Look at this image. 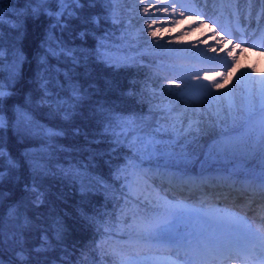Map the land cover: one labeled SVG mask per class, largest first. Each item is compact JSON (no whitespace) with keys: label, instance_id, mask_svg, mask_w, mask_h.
Wrapping results in <instances>:
<instances>
[{"label":"trees","instance_id":"trees-1","mask_svg":"<svg viewBox=\"0 0 264 264\" xmlns=\"http://www.w3.org/2000/svg\"><path fill=\"white\" fill-rule=\"evenodd\" d=\"M36 7L29 0H0V8L15 13L5 12L0 21L4 51L0 79L11 92L3 105L7 126L0 129L6 152L0 159V170L5 172L0 181L3 264H106V251L125 250L124 239L138 237L139 222L155 208L123 194L124 189L118 191V185L134 172L145 187L171 188L176 194L180 189L184 196L193 193L199 199L239 186L240 179L264 183L258 156L245 158L235 167L229 161L202 167L193 160L158 168L157 159L144 158L139 171H122L136 149L116 142L117 136L123 140L127 134L117 118L151 121L153 98L168 94L157 90L154 80L165 81L163 77L170 76L157 62L181 60L180 53L139 51L151 35L149 16L134 0H80V6L69 7L75 14L62 18L63 28H53L55 20L43 12L34 15ZM41 7L55 11L59 5L49 0ZM94 17L99 18L98 24L92 22ZM133 29L140 34L133 36ZM17 60L18 74L10 79V66ZM69 81L86 95L66 117L51 103L57 95L68 98ZM17 108L43 130L41 134L20 126ZM235 126L229 122L218 127L202 144L235 132ZM49 129L60 134L50 135L45 131ZM8 154L17 163L15 169L8 166ZM33 164L40 166L38 174ZM34 180L43 193L41 202H34V193L25 191V185L31 187ZM11 207L16 211L10 216ZM57 220L63 225L62 240L52 228ZM20 252L25 255L23 262Z\"/></svg>","mask_w":264,"mask_h":264},{"label":"rangeland","instance_id":"rangeland-1","mask_svg":"<svg viewBox=\"0 0 264 264\" xmlns=\"http://www.w3.org/2000/svg\"><path fill=\"white\" fill-rule=\"evenodd\" d=\"M134 2L137 5L140 3L141 10L144 11L147 0H134ZM169 2L170 0H153V3H159L161 8L167 6ZM226 2L234 10L232 13H230V7L228 12V8L220 5ZM261 9H264V3L260 0H251V3L246 0H178L177 12L184 10L185 16L189 18L184 19L183 23L175 28L165 25L156 37L147 38L150 47L146 45L139 50L141 52L158 51L160 54L165 53L171 56L180 53L183 60L174 59L172 63L165 60L162 63L157 62V65L163 67L165 75L170 76L163 77L165 81L158 78L154 80L158 82L156 89L167 91L168 94L153 98L155 101L151 105V112L159 116L155 106L161 103L170 104L176 113L183 112L189 104L199 108L201 113H206L201 117L205 132L201 135L200 141L216 131L218 127L229 125V122L236 124L234 127L236 131L230 134H239L256 127L261 119H264V107H262L264 99L260 95L261 85L258 83L264 78V58H262L264 57V16L260 14ZM250 10L252 15L248 14ZM5 12L15 15L12 11L3 9V14ZM237 13L240 14L236 15ZM155 15L163 17L165 14L155 12ZM200 19H203V24L199 22ZM129 24L126 25L129 26ZM156 27L159 29L160 25ZM140 29L141 27L139 31ZM132 31H134L133 36L140 34L137 29ZM229 40L232 41L231 44L228 43ZM237 42L241 43L238 49L235 48ZM212 47L217 48V51H209ZM228 49L232 50L237 64L228 75L225 87L211 89V95L207 89L203 88L189 89L183 97L173 95L182 90L169 85L170 80L187 84L193 75L199 73L203 76L205 72L219 80L214 73L227 70L228 65L223 61L227 59L230 63L232 59L225 56V50ZM212 82L211 79L203 78L192 81V83L209 85V87ZM194 101L199 102L194 103ZM229 101L233 106L235 120L227 115ZM217 112L224 114V118L219 122H216ZM19 124L39 134L43 131L31 121H23ZM45 131L48 132V130ZM153 160L156 161V158ZM130 177L127 180L128 183L123 180L118 185V191L124 189L123 194L130 195L136 201L141 200L146 205L157 207L155 202H159L161 206H169L174 213L182 212V231L186 228V234L190 236L194 244L206 241L217 252L218 262L215 258L211 264H261L264 260V247L261 246L264 243V231L259 230L261 226L258 227L260 217L263 218V216L252 214V207L258 199L250 195L249 191L254 187L252 182L243 184L238 189L234 186L231 187V191H224V194L220 195V200H214V202L217 201L216 203L212 201L198 203L194 197H190L188 201L184 200L187 196H184V192L180 189L176 194L171 192V188L145 187L141 178L133 174ZM227 180L228 183H232V178ZM129 184H131V190H129ZM111 191L116 194L114 190ZM235 203L248 207L240 211L231 205ZM125 242L127 243L124 246L125 250L106 251V264L108 262L120 264L122 258L125 260L131 258L139 264H157V261L161 264L163 262L190 264L192 258V253L183 247L161 248L150 243H143L136 236H131ZM136 243L143 245L137 247ZM239 256L244 259V262L236 260Z\"/></svg>","mask_w":264,"mask_h":264},{"label":"snow or ice","instance_id":"snow-or-ice-1","mask_svg":"<svg viewBox=\"0 0 264 264\" xmlns=\"http://www.w3.org/2000/svg\"><path fill=\"white\" fill-rule=\"evenodd\" d=\"M30 3L34 2L37 7L32 9L34 15H39L41 12L48 15L50 18L55 20L53 28L60 27L63 28L64 24L62 18L67 16H72L75 14V9L69 11L71 5L80 6V0H55V3L59 5V8L55 11L47 8L41 7L47 5L49 0H29ZM90 3H94L95 0H89ZM246 2L251 3V0H246ZM264 3V0H260ZM178 0H170L167 6L161 8L159 3H153V0H147L144 7L145 15L150 18L147 22L148 33L156 37L160 31L164 29V26L175 28L179 24H182L184 19L189 17L185 16V11L181 10L177 12ZM155 10V11H152ZM155 12H162L165 15L163 17L155 15ZM252 15L251 10L248 13ZM261 16H264V9H261ZM171 17V19H169ZM3 19V9L0 8V21ZM94 23H99V18H93ZM201 24L204 23L203 19L199 21ZM160 25L158 29L156 26ZM84 35V33H81ZM219 35V34H217ZM47 43V40L45 41ZM229 44L232 43L231 40L228 41ZM241 43L237 42L235 48H240ZM71 52V49H67ZM209 51L216 52L217 48L212 47ZM4 51L0 47V57H3ZM225 56L231 57V61L225 59L223 62L228 65L226 71L215 72L214 76L219 77V80L214 79L207 72L201 76L197 73L191 77V80L185 84L180 83L175 80H170L169 85L174 86L182 91L173 93L174 96L183 97L187 94V90L193 88H203L207 89L209 95H211V89H221L225 87V81L228 79L230 72L236 67L237 60L233 56L232 50H225ZM213 59V58H209ZM2 65V61H0ZM19 60L14 61L10 66L11 76L10 79H14L18 74ZM2 66H0V71H2ZM209 80L213 82L211 87L209 85L192 83V81H199L201 79ZM258 83L261 85L260 95L264 99V78H262ZM70 84V95L67 99H63L57 95L56 99L52 101L58 110L64 111L66 117L70 116L71 112L79 105V103L84 99L86 93L83 89L76 85ZM9 88L11 85L8 86ZM63 87V85H61ZM49 91L48 87L44 85V92ZM11 92L6 89L5 83L0 79V129L7 126L6 118L4 116V101L5 97L10 96ZM199 101H194L197 103ZM100 110L103 112L104 106L100 105ZM264 107V104H262ZM156 110L159 112V116L154 115L150 111L151 121L145 120L143 117H118L120 121V127L122 132H126L123 136V140L119 136L116 137V142L118 144L124 143L128 144L130 147L136 149V153L129 157L131 161L130 164L126 165L122 171L127 172L129 168L139 171L142 168V160L147 158L149 160L156 158L158 163L157 167L164 168L172 167L177 164L186 165L189 162L195 160L201 163L203 167L204 164L209 162H223L229 161L233 167L238 166L243 162V159L258 156L261 164V174L264 175V119H261L259 124L247 131L241 132L239 134H229L222 133L218 137L211 140L210 143L202 144L200 141L201 135L204 134L205 128L203 127L204 121L201 119L202 115L206 113H201L200 109L193 107L191 104L186 105L183 112H174L173 107L170 104L161 103L155 106ZM19 114L20 119L18 123L23 121H29L30 117L27 113L21 112L19 108L16 109ZM228 116H231L235 120L233 114V106L231 101L228 103ZM185 116L187 117L185 119ZM217 120L219 122L224 118L222 112L216 113ZM50 135H59L60 133L54 132L51 129L48 130ZM6 156L4 145L0 142V159ZM7 163L10 169H15L17 167L16 161L11 157L10 154L7 155ZM34 174H38L40 171V166L33 164L32 166ZM180 171V168L176 169ZM120 171V170H118ZM136 172L133 173L135 176ZM5 172L0 170V181L3 180ZM126 183H128L126 181ZM129 190H131V184H129ZM25 191H31L34 193V202H41V197L43 193L39 190L38 185L33 181L31 187L25 185ZM151 202V201H150ZM152 209L151 215H144L142 220L139 222L140 231L138 233V239L143 243H150L161 248L167 247H183L185 250L192 253V258L190 264H211V261L217 257V252L211 247V245L204 242L193 243L190 236L186 234V228L182 231V220L183 213H174L172 209L167 205H159ZM16 211L15 207L9 209V215L11 216ZM137 215H140L137 213ZM27 223V221H25ZM115 227V225H113ZM53 231L58 239L62 240L63 225L57 220L53 222ZM3 235L2 227H0V237ZM45 241L47 237L44 238ZM264 247V243L261 245ZM19 257L23 262L25 255L20 252ZM251 258L250 256L248 257ZM3 264V261H0ZM120 264H139L138 261L132 260L131 258L125 260L121 259ZM157 264H161L157 261ZM167 264V262H163ZM264 264V260L261 261Z\"/></svg>","mask_w":264,"mask_h":264},{"label":"bare ground","instance_id":"bare-ground-1","mask_svg":"<svg viewBox=\"0 0 264 264\" xmlns=\"http://www.w3.org/2000/svg\"><path fill=\"white\" fill-rule=\"evenodd\" d=\"M262 58H264V57H262Z\"/></svg>","mask_w":264,"mask_h":264}]
</instances>
